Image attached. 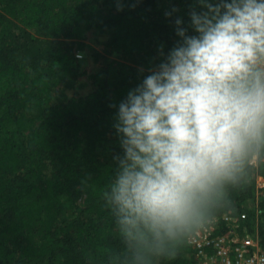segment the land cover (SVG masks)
<instances>
[{"label":"trees","instance_id":"16d2710c","mask_svg":"<svg viewBox=\"0 0 264 264\" xmlns=\"http://www.w3.org/2000/svg\"><path fill=\"white\" fill-rule=\"evenodd\" d=\"M192 3L0 0V264H194L189 241L199 233L171 248L175 255L149 253L124 238L103 196L113 155L120 153L117 109L110 105L160 62L161 45L167 55L178 40L174 21L180 17L187 27ZM90 30L109 32L107 47L122 60L92 73L82 68L76 51ZM87 73L94 89L68 98L66 91ZM259 176L264 153L238 184L226 187L214 218L246 212L244 223L254 232L257 221L264 249Z\"/></svg>","mask_w":264,"mask_h":264},{"label":"clouds","instance_id":"9594fccd","mask_svg":"<svg viewBox=\"0 0 264 264\" xmlns=\"http://www.w3.org/2000/svg\"><path fill=\"white\" fill-rule=\"evenodd\" d=\"M189 17L110 105L120 153L103 196L124 238L156 255L212 223L226 187L264 153V0H193Z\"/></svg>","mask_w":264,"mask_h":264},{"label":"built area","instance_id":"2783aa9c","mask_svg":"<svg viewBox=\"0 0 264 264\" xmlns=\"http://www.w3.org/2000/svg\"><path fill=\"white\" fill-rule=\"evenodd\" d=\"M76 56L82 57L81 54ZM246 219V212L240 215L226 212L220 219L214 218L199 235L193 236L189 244L194 249V264H264L257 221L252 232L244 223ZM220 229L222 232L218 231Z\"/></svg>","mask_w":264,"mask_h":264},{"label":"rangeland","instance_id":"374dc122","mask_svg":"<svg viewBox=\"0 0 264 264\" xmlns=\"http://www.w3.org/2000/svg\"><path fill=\"white\" fill-rule=\"evenodd\" d=\"M108 38L109 32H104L101 30H90L85 34L83 40L81 41L83 43V46L81 49L76 51V54L82 55L79 60L82 64V68H86L88 73L97 71L98 66L106 64L110 60H122L121 54L119 52L115 50L111 51L107 47ZM1 43L2 37L0 35V45ZM97 54H102L104 58L98 59ZM127 62L132 63V65H138V63L133 59H130ZM88 73L77 78L76 88H71L66 91V95L68 98L73 96H84L94 89V86L92 85L90 78L88 77ZM260 177L261 176L257 178V188L259 189L257 197L259 198L264 195V178ZM63 201L65 204V210L68 214L70 204L66 198H63ZM184 256L186 258H189L190 256H192V254L190 255L189 253H187L184 254Z\"/></svg>","mask_w":264,"mask_h":264}]
</instances>
